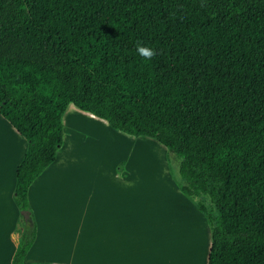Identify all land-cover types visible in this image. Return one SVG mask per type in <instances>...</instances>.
<instances>
[{"label":"trees","instance_id":"1","mask_svg":"<svg viewBox=\"0 0 264 264\" xmlns=\"http://www.w3.org/2000/svg\"><path fill=\"white\" fill-rule=\"evenodd\" d=\"M70 104L179 160L207 264H264V0H0V115L28 144L13 264L34 242L28 190L56 160Z\"/></svg>","mask_w":264,"mask_h":264},{"label":"crops","instance_id":"2","mask_svg":"<svg viewBox=\"0 0 264 264\" xmlns=\"http://www.w3.org/2000/svg\"><path fill=\"white\" fill-rule=\"evenodd\" d=\"M68 112L63 117L68 134L56 160L28 190L36 235L22 264H172V193L178 209L199 221L196 243L206 252L203 257L198 249L194 264H207L208 223L172 187L165 153L155 156L149 139L114 130L91 114ZM27 147L26 139L0 115V264H13L21 240V214L13 194ZM149 147V158L135 155L139 149L148 154ZM153 161L160 166L163 186H156L146 170ZM174 211L176 216L179 211Z\"/></svg>","mask_w":264,"mask_h":264},{"label":"rangeland","instance_id":"3","mask_svg":"<svg viewBox=\"0 0 264 264\" xmlns=\"http://www.w3.org/2000/svg\"><path fill=\"white\" fill-rule=\"evenodd\" d=\"M75 109H77V108H75L72 104H70L67 107V110H69V112L75 111ZM63 117H64V114L62 116V124L65 127L64 128V136L66 139V136L68 134V128H67V126L63 120ZM66 117L64 119H66ZM83 122L89 123L91 121L85 120ZM141 138L149 139L150 143H154L153 148H154V155L155 156L158 157L161 155L160 152H158V151H163V153H165V156H166L167 162H168L169 174L171 176L172 182L174 183L172 185V187H174V186L178 187L177 181L179 179L178 178L179 160L174 155L169 154L168 151L166 150V148L163 147L161 144H159L154 139L147 138V137H141ZM153 148L149 147V149H148L149 153L148 154H146L145 151L139 149V150H137L135 155H139L140 157L143 155H145V156L147 155L146 157H148V156L150 157V154H153V152H151V151H153ZM145 166H146V163L143 162L141 165L142 171L144 170ZM158 166H159V164H157L156 162L153 161L150 163L149 166H147V169H146L148 173H150L151 175L154 176L156 186H158L160 182L162 184V179H161L162 172H161V169L158 170L159 169ZM162 186H163V184H162ZM177 189H179V187ZM183 197L186 199V201L188 203L195 206V204L191 200H189L185 195H183ZM176 201H177L176 196L172 193L171 194V203H172V210L173 211L171 212V217H172V239L173 240H172V244H171V249H172L171 262H172V264H194V262L197 261L198 256H199L198 249H199V252L203 254V257L205 256L204 253L206 252L204 245L200 244V246H199L196 243L197 239L199 238V232L201 230V226H200L197 218L192 216L190 214V212H188V211L184 212V210L178 209V207L176 206ZM177 203H178V201H177ZM175 209L179 211L178 213H176V216H175V211H174ZM177 215H178V218H176ZM208 229H209V226H208Z\"/></svg>","mask_w":264,"mask_h":264},{"label":"clouds","instance_id":"4","mask_svg":"<svg viewBox=\"0 0 264 264\" xmlns=\"http://www.w3.org/2000/svg\"><path fill=\"white\" fill-rule=\"evenodd\" d=\"M137 53L145 60H152L156 55V50L137 42L136 45Z\"/></svg>","mask_w":264,"mask_h":264},{"label":"water","instance_id":"5","mask_svg":"<svg viewBox=\"0 0 264 264\" xmlns=\"http://www.w3.org/2000/svg\"><path fill=\"white\" fill-rule=\"evenodd\" d=\"M21 215L23 216V218H24L25 221L28 220V215L26 213L23 212Z\"/></svg>","mask_w":264,"mask_h":264}]
</instances>
